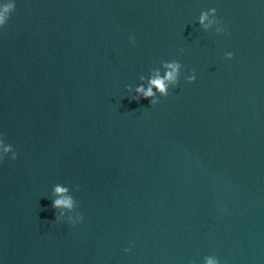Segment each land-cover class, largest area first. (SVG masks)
Returning a JSON list of instances; mask_svg holds the SVG:
<instances>
[{"label": "water", "instance_id": "water-1", "mask_svg": "<svg viewBox=\"0 0 264 264\" xmlns=\"http://www.w3.org/2000/svg\"><path fill=\"white\" fill-rule=\"evenodd\" d=\"M213 7L230 36L199 27ZM168 60L178 86L130 100ZM0 132L4 264H264V0H16ZM56 183L82 224L55 222Z\"/></svg>", "mask_w": 264, "mask_h": 264}, {"label": "clouds", "instance_id": "clouds-1", "mask_svg": "<svg viewBox=\"0 0 264 264\" xmlns=\"http://www.w3.org/2000/svg\"><path fill=\"white\" fill-rule=\"evenodd\" d=\"M16 0H0V31H3L8 24L11 15L15 12ZM197 23L205 32L211 30L215 34H223L230 36L227 26L218 18L215 7L206 11H201ZM129 43L135 46V37L129 35ZM182 51V50H181ZM234 53L226 51L224 58L232 60ZM183 65L178 60L161 61L159 67L152 68L147 75L141 74L138 79L140 83L134 87L126 85L125 91L129 94L130 100L139 102L141 99H147L150 105H155L162 97L169 95L170 89L178 86ZM187 83H194L196 74L194 70H189V74L184 77ZM15 161L17 159V152L11 143L6 141L2 132H0V163L5 159ZM79 191V185H74ZM51 207L55 210V222L68 223L72 227L82 224L84 221L83 213L77 211L79 205L75 197L71 194L69 186L56 183L51 187L50 197ZM227 209L220 208L219 213L223 215ZM132 243L129 247L124 248V252L131 251ZM0 264H4L3 259L0 258ZM202 264H221L220 259L215 255H206L202 259Z\"/></svg>", "mask_w": 264, "mask_h": 264}]
</instances>
